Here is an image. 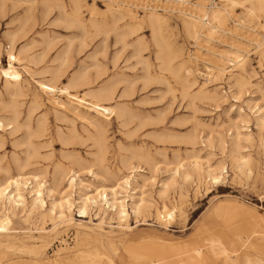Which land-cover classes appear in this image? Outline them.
Listing matches in <instances>:
<instances>
[{"label":"rangeland","instance_id":"1","mask_svg":"<svg viewBox=\"0 0 264 264\" xmlns=\"http://www.w3.org/2000/svg\"><path fill=\"white\" fill-rule=\"evenodd\" d=\"M228 1L0 0L3 66L13 47L23 59L16 67L24 91L13 99L0 77V118L16 121L14 132L0 131V181L37 176L47 203L32 211L24 192L25 208L1 206L0 262L84 264L82 255L99 254L106 264H180L185 251L208 254L207 239L225 233L244 264L250 250L234 232L246 239L257 222L264 227V44H255L264 41V0H237L226 25L212 35L206 26L198 40L183 12L230 9ZM124 3L134 4L136 20ZM253 3L258 17L248 13ZM152 7L159 27L149 20ZM239 47L244 64L217 76V66L233 68L228 59ZM38 80L87 102L111 97L103 103L116 115L106 120L67 95L42 93ZM221 167L223 179L212 183L207 171ZM124 177L134 200L143 199L139 213L127 199L125 221L107 206L82 217L76 205L71 223L52 212L61 197L110 192ZM165 183L171 187L163 194Z\"/></svg>","mask_w":264,"mask_h":264},{"label":"bare ground","instance_id":"2","mask_svg":"<svg viewBox=\"0 0 264 264\" xmlns=\"http://www.w3.org/2000/svg\"><path fill=\"white\" fill-rule=\"evenodd\" d=\"M141 1H144V0H141ZM149 1L160 2L161 0H149ZM176 1L182 2V3L187 2V0H176ZM237 4H239L237 0H229L227 5L230 7V9H226V7L221 8V7H218L217 5L212 6L210 8H207V7L205 8V5H203V7L200 8L198 5L199 8H195V10H193L194 9L193 8L189 12L183 11L188 17H190L189 19L190 21L187 22V26H188V30L190 34L194 37V39L198 40L199 37L205 36L202 33H203V28H206V26H208V28L211 29L212 31L210 35H212V33L217 32L218 30H221V28H223L226 25L228 16L231 15L233 8ZM127 5L125 4V6H127L128 8L124 9V11H126V13L132 18V20L133 19L136 20L137 19V16L135 15L136 13L131 8L132 6H134V4L130 3ZM108 7H110L111 9V6H108ZM257 8H258L257 4L253 3L251 8L248 10L249 15L252 17H258ZM155 10L156 9H154L153 7L151 8L149 20L153 26L159 27L160 26L159 17L161 15L158 14L157 11ZM209 19L211 20V22L208 21ZM239 24L241 25V23ZM119 40H121V38ZM10 43L13 45L14 40L11 39ZM255 44L258 47H260L264 44V41H262L261 43L256 42ZM242 49L243 47L237 48L236 52H234V54H237V55L231 56V58L228 59L230 63L229 66H232L233 67L232 69H228L227 67L223 65L216 67L218 70L217 76L219 75L224 76L226 73L232 72L234 68H239L244 64V60L246 57L244 56V54H247V51L245 52ZM22 60L23 59L19 56V54H16V52H14L13 47H11V50L8 52V60H7L8 62L5 67V65L3 66V62L1 58V50H0V77L4 78L5 92L13 99L24 95V91L22 87L23 77H22L21 72L18 71L16 67V63H20L22 62ZM209 70L212 71L213 68L210 69L209 67ZM237 85L240 88H243L245 84L243 83V81L238 80ZM37 87L40 89L39 91L42 93L51 94V93L59 92L60 94H64L70 97L73 103L75 102L78 105L86 104L88 106L86 107L89 110L96 111V113L99 116L106 118V120H110L112 116L116 115V111L114 108H112L111 106L110 107L106 106L103 103L107 100H110L111 97L105 98V97L94 96L96 98L95 101L87 102L85 98L79 97L76 94H72L69 90V87H61V88L56 87L55 84L52 83L51 81L38 80ZM38 98H40V96L38 93H36L35 101H37ZM113 98L114 97H112V99ZM99 120L100 119L98 118L94 122L93 125L97 127L100 131L102 128V123ZM3 130L5 131L11 130L12 132H14L16 130L15 119H10L4 116L0 118V131H3ZM236 138H237V135H236ZM98 143H100V139H98ZM239 159L241 162H247V159L244 156H240ZM142 170L140 169L139 171L141 172ZM223 170L224 168L221 167L220 170L209 169L207 171L208 177H210V180L212 181V183H218L223 179ZM71 172L72 170L69 172V174ZM76 178H77V173L73 171V176L70 182L71 187H74V185L76 184L75 183ZM170 187L168 183H165L163 184L162 190L160 192L165 194L168 192ZM130 188H131V178L124 177V180L119 184V186L117 188H111L110 192H107L106 189H101L97 192L96 195L95 194L92 195L93 192L91 194H85L84 196L79 195L78 201L75 198H73V194L71 193L67 196L61 197L59 201L52 202L51 204L52 212L54 213L57 211V213L59 214L58 218L62 223H71L74 221L73 209H74V206L76 205L79 207V211L82 213L81 215L82 217L88 213V210L90 207H93V206L98 207L100 210L104 211L106 210L105 206H107V208H111L112 211L116 213V215L118 216L120 220L125 221L129 216L128 209H127L128 208V204H127L128 198H132L133 200L131 204V209L135 213H139L142 210V204H143V199H140V201L137 202L134 200V196H131L132 194L131 195L129 194ZM46 191L49 194L54 193L52 188L49 190L46 189ZM24 192L31 194L32 211L36 210L37 208H43L44 206H46L47 203L44 199V184L40 183L39 178L37 176L30 177L29 175L27 176L26 174L21 173L13 177L8 176L0 181V208L1 206H3L5 202L8 203L10 210H14L16 206H23L25 208L26 196ZM2 215L3 216L5 215L4 212H2ZM4 217H6V215ZM234 234L236 236L237 243L250 250L248 253H244V256L242 257V261L244 262V264H264V259L259 258L260 255H264V227L262 226V224L257 222L254 225L252 232H250V235H247L246 239H244L243 237L245 236H243V234L239 232H234ZM253 238H255V242L252 241ZM207 241H208V244L205 245V247L207 246L208 248V254H205L203 252L202 247L190 248L184 252V254H186L185 256L186 259L180 262V264H213V263L240 264L241 263V262L239 263V258L237 257L238 254H237L235 241L232 240L230 237H228V235H226L225 233H222L221 236H219L218 239L216 240L207 239ZM89 256L90 255H82L80 257L81 262L84 264H88L89 261L92 264H106L104 263L102 256L99 254L96 257H92L91 260L88 259ZM108 262L109 264H116L114 260L110 258H108ZM158 262L159 261L157 260H153V261H148V262L140 263V264H159ZM0 264H15V263H5L1 261Z\"/></svg>","mask_w":264,"mask_h":264}]
</instances>
